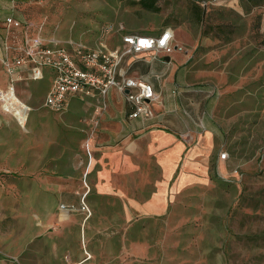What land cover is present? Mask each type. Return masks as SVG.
I'll return each mask as SVG.
<instances>
[{
	"label": "crops",
	"instance_id": "1",
	"mask_svg": "<svg viewBox=\"0 0 264 264\" xmlns=\"http://www.w3.org/2000/svg\"><path fill=\"white\" fill-rule=\"evenodd\" d=\"M14 1L0 0V26L9 15L24 20ZM167 56L156 61L144 52L129 63L130 74L160 95L155 114L131 119V105L112 89L89 164L85 128L91 124L83 120L93 106L73 99L64 115L45 106L50 69L41 80L17 84L32 110L23 128L0 109V264L145 259L150 244L130 235L135 225L167 217L185 191L225 175L229 161L220 157L227 149L212 115L213 93L189 84L178 53L176 62ZM7 83L0 65V88ZM62 204L73 208L64 212Z\"/></svg>",
	"mask_w": 264,
	"mask_h": 264
},
{
	"label": "rangeland",
	"instance_id": "2",
	"mask_svg": "<svg viewBox=\"0 0 264 264\" xmlns=\"http://www.w3.org/2000/svg\"><path fill=\"white\" fill-rule=\"evenodd\" d=\"M17 1L20 17L46 35L93 47H114L126 32L171 29V57L185 61L191 86L213 93L228 171L185 191L167 217L135 225L130 235L149 242L150 254L129 264H264V3L155 0L151 10L141 0ZM141 56L127 54L123 66Z\"/></svg>",
	"mask_w": 264,
	"mask_h": 264
},
{
	"label": "built area",
	"instance_id": "3",
	"mask_svg": "<svg viewBox=\"0 0 264 264\" xmlns=\"http://www.w3.org/2000/svg\"><path fill=\"white\" fill-rule=\"evenodd\" d=\"M173 41V31L164 29L158 34L126 32L121 35V43L114 47L105 41L93 47L83 41L46 35L43 25L9 15L0 26V65L8 78L7 86L0 88V109L15 117L25 128L32 109L18 94L17 84L25 80H41L45 77V70L50 69L53 78L45 106L63 113L73 99H78L94 108L85 140V149L92 157V143L101 116L109 109L108 95L112 89L122 94L131 105V119L149 120L155 114L154 105L159 102L160 95L152 83L131 75L123 66L127 54L171 55L175 50ZM220 157L226 159L227 151L221 152ZM72 208L61 205L64 212ZM81 208L87 215L91 214L87 203L83 202Z\"/></svg>",
	"mask_w": 264,
	"mask_h": 264
},
{
	"label": "trees",
	"instance_id": "4",
	"mask_svg": "<svg viewBox=\"0 0 264 264\" xmlns=\"http://www.w3.org/2000/svg\"><path fill=\"white\" fill-rule=\"evenodd\" d=\"M248 2L252 3V4H263L264 0H247ZM142 5L147 8V9H151V10H157V7L155 6V0H141Z\"/></svg>",
	"mask_w": 264,
	"mask_h": 264
},
{
	"label": "water",
	"instance_id": "5",
	"mask_svg": "<svg viewBox=\"0 0 264 264\" xmlns=\"http://www.w3.org/2000/svg\"><path fill=\"white\" fill-rule=\"evenodd\" d=\"M170 58H171L170 56H167V57H166L167 60H170Z\"/></svg>",
	"mask_w": 264,
	"mask_h": 264
},
{
	"label": "bare ground",
	"instance_id": "6",
	"mask_svg": "<svg viewBox=\"0 0 264 264\" xmlns=\"http://www.w3.org/2000/svg\"><path fill=\"white\" fill-rule=\"evenodd\" d=\"M173 35H174V32H173ZM175 36V35H174Z\"/></svg>",
	"mask_w": 264,
	"mask_h": 264
}]
</instances>
